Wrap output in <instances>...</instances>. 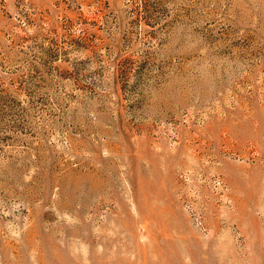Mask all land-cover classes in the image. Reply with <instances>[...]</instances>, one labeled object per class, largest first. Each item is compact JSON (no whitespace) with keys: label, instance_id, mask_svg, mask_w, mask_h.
<instances>
[{"label":"rangeland","instance_id":"rangeland-1","mask_svg":"<svg viewBox=\"0 0 264 264\" xmlns=\"http://www.w3.org/2000/svg\"><path fill=\"white\" fill-rule=\"evenodd\" d=\"M0 264H264V0H0Z\"/></svg>","mask_w":264,"mask_h":264}]
</instances>
